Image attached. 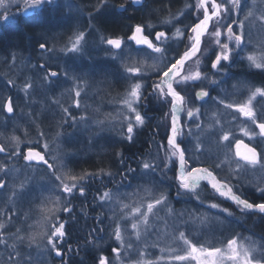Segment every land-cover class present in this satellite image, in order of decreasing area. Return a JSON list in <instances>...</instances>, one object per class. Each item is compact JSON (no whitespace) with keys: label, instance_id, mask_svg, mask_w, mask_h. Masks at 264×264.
Listing matches in <instances>:
<instances>
[{"label":"snow or ice","instance_id":"snow-or-ice-1","mask_svg":"<svg viewBox=\"0 0 264 264\" xmlns=\"http://www.w3.org/2000/svg\"><path fill=\"white\" fill-rule=\"evenodd\" d=\"M54 2L55 0H8L6 3L5 0H0V9H2L0 20L5 23L9 21V16L6 14L9 4H14L24 17H28L30 13L34 16L40 15L42 10H46V7ZM144 2L145 0H131V3L136 5ZM261 3L264 4V0H261ZM105 4L106 0H100L97 11ZM255 5L256 0H253L252 7L244 13L243 0H196L195 5H186L196 13L195 22L186 31L176 28L170 36L167 31H148L152 27L151 24L147 26L136 24L130 29L126 40L120 36L104 37L103 35L100 36V40L108 46L106 51L113 59L121 58L127 82L124 94L118 101V109L114 115L109 113L105 120L118 123L122 129L123 138L132 143L136 130L145 126L146 116L141 112L142 102L149 96L153 97L162 106L168 107V112L165 113V119L168 120L166 144H160L157 147L158 153L161 150L164 152V158L160 161L163 168L166 170L169 167H177L178 195L181 192L191 194L199 200L197 189L201 181H205L215 193L231 200L241 211L264 214V202L252 203L247 199H242L234 192L227 176L221 177L220 173L202 163L196 165L192 163L193 159L199 161L200 155L197 154H203L205 150L201 136L216 132L214 140L216 169L223 170L227 166L232 179H239L240 174L245 170H264V151L258 150L255 145L245 144L243 140L235 138L231 129L225 128L227 117L233 112L238 113L248 125L241 127L240 133L249 140L264 141V119L260 118L253 103L257 97L264 98V88L257 87L250 90L247 99L234 103L212 97L208 90L200 87V84L208 79L207 74L201 69L203 58H209L213 74L223 71L225 65L232 63L233 53L239 54L251 43V33L245 32V21L251 23L255 16L256 20L264 26V12L256 15ZM120 8L127 10L125 4H121ZM242 13H244L243 20L234 18ZM183 14V12L179 13V15ZM89 17L91 26V13ZM172 19H178V17ZM172 19L165 20L164 23L170 24ZM185 37L188 40V44L184 46L185 50L182 53H174L170 41L182 42ZM126 41L133 42L136 47L131 48ZM86 43L87 33L77 30L69 37L68 43L60 51L65 54L80 53L84 50ZM39 48L49 52L53 51L46 43H40ZM125 48H129L127 55H125ZM246 59L250 67L264 70V42H261L259 48H251ZM13 63H15V57H13ZM39 67L45 68L46 66L41 64ZM58 75V72L48 70L44 79L51 83V78ZM148 80L153 81L150 85L151 91L146 87ZM8 83L14 86L11 79ZM211 83L218 82L212 80ZM197 87L199 90L195 91L194 95H190L189 89ZM32 88V83L26 82L22 91L28 96ZM82 91L79 85L72 89L74 98L70 107L74 106L77 109L81 107ZM209 99L215 101L218 106L222 105L224 111H220L219 108L213 111L209 118L211 123L205 128L201 120V108L203 103H207ZM194 100L203 101L201 107H194ZM53 103L59 102L54 100ZM15 107L10 96L3 101L2 110L9 115L14 113ZM61 107L66 116L75 122L76 118L72 116L69 107ZM236 118L232 117V119ZM80 119L85 120L86 117L81 116ZM105 120L97 123L104 124ZM67 122L68 119L63 120V123ZM185 137L195 139L191 151L183 146ZM11 140L16 144L11 155L22 156L29 166L34 164L45 166L50 179L53 180V188L49 191L59 193V195L50 194L46 198V203L42 201L43 217L39 222L41 230L29 237V244L35 243L36 236L39 235L46 240V244L56 256H63L59 245L63 244L67 235L65 231L67 220L63 219L61 213H72L71 198L77 193L81 197L85 196L86 184L90 179L102 175L112 176V173L105 172L103 169L97 173L85 171L80 174L73 173L70 169L66 170L60 155H53L54 151L58 152L59 145L55 140L48 142L42 131L39 132V140L36 141L42 150L28 148L25 153L19 148V137L13 136ZM52 144H56V149H53ZM7 151L4 145H0V153ZM121 163L123 164V160ZM160 164L144 160L141 164L143 175L149 176L160 167ZM0 171L7 172V169L0 166ZM129 171L135 172V169L129 168ZM5 186V182L0 180V188H5ZM257 190L264 193V187H258ZM97 199L101 207L111 208V215L108 216V219L113 222L110 239L115 241L117 246L110 249L113 254L111 257L101 254L96 264H114V262L115 264H160V261L165 259L164 256L157 260L146 258L147 247L159 245V239L149 245L146 238L154 231L158 236L161 234L157 220L162 221L163 236L167 238L169 235L167 219L160 218L158 215L161 209H166L168 216L176 215L175 210L169 206L166 192L157 193L154 187L144 184L138 186L134 192L126 194H122L119 188L115 192L107 189ZM209 207L219 209L228 216L232 215L228 209L221 208L217 203H210ZM197 220L204 224L207 223L208 218L201 216L197 217ZM98 224L103 225V219L98 220ZM4 230L5 224L0 223V244L14 249L15 243L10 245L4 238ZM19 231L20 229H17V233ZM94 231H103V228L99 227ZM171 236V243L159 248L161 253H167L165 264H264V244H257L246 237H232L222 246H206L193 243L185 231L174 229ZM17 239L23 241L24 237L17 236ZM142 241L145 247L138 250V258L131 259L132 252ZM9 261L18 264L19 253L9 252L6 264Z\"/></svg>","mask_w":264,"mask_h":264},{"label":"rangeland","instance_id":"rangeland-1","mask_svg":"<svg viewBox=\"0 0 264 264\" xmlns=\"http://www.w3.org/2000/svg\"><path fill=\"white\" fill-rule=\"evenodd\" d=\"M252 2L253 0H243V4L245 5L244 13L248 11L249 7H252ZM55 4L56 0L50 6L53 7ZM115 8L116 7H113L112 10L116 12ZM106 10L104 9V11L98 15H96V13H100V10H96V13L89 12V14L91 13L92 15L90 26L89 14L86 15L85 12L80 11L71 0H59L52 9L43 12V18L40 20L39 18H36L37 20L34 19V21L24 24L19 30L17 27H10L7 32L13 37H9L6 32L0 34V79L4 80L2 89L4 90L6 83L10 79L14 82L13 87L15 88L21 87L22 84L29 81H32L33 85V88L29 90L30 94L28 96L25 95V100L27 101V104L25 105V110L27 111V115L24 116L25 121L15 129V132H19L17 133V137L20 138V150H26L34 146L42 150L40 144L36 143V141L39 140V132L42 131L45 134L46 139H48L47 132L53 131V128L58 126L60 120V130H58L59 136H57V133L54 131V138H51L52 141L55 140L56 144L59 145L58 152L54 151L53 155L59 154L63 164L66 166V170L70 169L76 174H80V171L83 173L85 171L92 172L97 168L100 169L105 162L108 165H115V155L116 157H119L120 155V152H116L115 154V148H119L123 146L125 142H128L123 138L122 129L118 123L105 120V117L109 113H112L113 115L115 114V111L119 107L118 101L125 91V89H123L120 91L122 93L118 92L119 85L117 82V69L115 65L110 64L111 61H117L119 58L113 59L111 54L106 51L107 45L101 43L100 40L101 35L108 37V34L104 32L103 27L106 26V20L109 18V15L111 14L110 11L112 10L111 8H108L107 11ZM261 12H264V4L261 3V0H256L255 13L256 15H259ZM141 13L146 16L145 3L142 7ZM244 13L240 15L239 20L244 19ZM180 16L181 15H177L176 17L179 18ZM164 21V19L155 21L151 24L152 27L149 28L148 31L153 32L154 27L163 26L166 24ZM170 24L166 25L170 26ZM245 24V32L251 33V43L248 47L244 48L243 51L239 52V54L241 53L242 58L248 63L246 56L249 54V50L253 47L259 48L261 42H264V26L256 20L255 16L252 18L251 23L245 21ZM37 25L41 26L42 29L38 30L37 27L39 26ZM145 26H147V22L145 23ZM77 30H82L87 33V43L84 46V50L75 54H65L60 51V49L68 43L69 37ZM27 32L33 36L36 34L37 37L39 36L40 38H45L48 35L51 40L45 38L44 42L49 48H52L53 51L49 52L37 47L38 52L36 55L38 59H36L29 52L31 49V46L29 45L25 48H20L17 52L13 50V45L9 46L11 42L8 40V37L12 39L14 38V45L17 46L21 43V41L16 39L18 37L17 33L23 35L24 33L27 34ZM172 42L175 44L180 43L181 41L172 40ZM187 42L188 40L185 37L181 44L185 46V43ZM26 51H28V55H25ZM6 54L11 56L7 65L5 62ZM239 54L233 53V61H236L235 57ZM13 57H15V63H13ZM18 57L21 58V61H18ZM33 60L35 61V65L39 63L52 67V71L59 73L58 80L56 81V79L51 78V83L53 85H49L48 81V83H45L41 78H38L39 75L36 71L29 74V71L31 70L28 71L29 65L27 61L32 64ZM65 73H67V75H65ZM218 76L214 78V80L216 79L217 81ZM30 77L32 80H29L31 79ZM42 77L44 78V75H42ZM225 78L228 79V76H225ZM231 80L232 81L228 82L227 80L222 79L223 83L220 86V81L213 84L216 88L215 92H217L215 96L216 98H222L227 102L239 103L247 99L250 90L257 88V86L249 83L242 77ZM76 85H79L83 89L81 93L82 96L80 97L82 99V101H80V112L81 116L86 117L85 120L77 119V109L74 106L70 107L72 104L71 97L74 94L72 89ZM0 92V114H4L2 105L5 99H2L4 98L3 91L0 90ZM52 94H55V96L53 97ZM54 100L59 103H53ZM253 103L260 118L264 119V98L257 97ZM61 106L69 107L72 116L76 118L75 122L66 116L62 111ZM203 108L201 116H208L209 118L211 113L218 108L220 111H224L222 105L218 106L215 101L210 99L203 105ZM233 116L237 118L232 119ZM209 118L203 123L205 128L211 123ZM64 119H68V122L63 123ZM100 120H105V123H97ZM244 126H248L247 122H245L242 117H239L238 113L233 112L227 117L225 128L231 129L235 138L243 140L245 144L251 146L257 145L261 151H264V141L257 142L249 140L248 137L243 136L240 133V128ZM28 131L36 133H33L30 136ZM193 131H196L194 125ZM216 134V132H211L207 135L201 136L205 150L203 151V154H197L200 155V159L199 161L193 159V163L200 164L202 163L201 159L205 157H209L210 160L213 158L215 162L216 147L214 140ZM47 141L50 143L52 142L51 140ZM184 141L188 144L189 150L191 151L195 144V139L193 137H185ZM6 144H10V148H16V144L11 138H7ZM56 144H52L53 149H56ZM209 148L211 149L210 151L208 150ZM234 150L233 145V151ZM15 157L18 158V156ZM2 159H0V166L7 169V172L0 171V174H3V177L9 179L8 183H6V188L4 189L3 194L0 195V199L4 201L2 210L0 209V223L5 224V230L3 233L4 238L8 240L10 245L13 243H16L17 245L15 244L16 247L13 249L0 244V264H6L9 252L19 253L18 264H58L59 259L54 257V252L51 251L50 246L46 244L44 238L37 235L35 243H32L31 245L29 244V237L41 230L39 228V222L43 217V213L41 212L43 206L42 201L46 203V198L50 194L59 195L58 192L53 193L49 191L53 188V180L50 179L46 168L41 166L38 167L36 165L29 166L26 163L20 164L19 168L15 165H7V167L4 164V159ZM214 162L211 164L213 167H215ZM214 169L216 170V168ZM217 171L230 177L233 181L232 184L233 186H236L235 188H237V191H242L243 194H246V191H252L255 197H257V195H264V193L257 190L258 187H264V170H245L240 174L239 179H232L227 166H225L223 170L217 169ZM21 185H23L22 188ZM140 185L142 184L137 185L133 183L128 185V189H119V191L122 194L131 193ZM148 185L150 186L151 184ZM246 187L247 189H245ZM209 188L211 189V187ZM115 191L116 190H114V192ZM102 192L103 191H101V193ZM13 193H15V195H13ZM74 197L73 201L75 202L71 203V205L73 209L75 207L74 205H77L78 208L74 209L70 214L61 213L63 219L67 220L69 217L68 221L71 223L72 220V224H74L75 221L77 222L80 217H84L82 210L80 211V209L87 206L85 196L81 197L77 193ZM96 205L100 208V214L105 216L108 220L107 225L109 223V233H111L113 222L108 219V216L111 215V208L109 206L101 207L98 199H96L93 204V206ZM8 211L16 212L17 217L15 218L12 215L11 219L1 218L4 213ZM158 215L160 218L167 219L169 235L167 238L163 236L162 221L157 220L156 223L160 228L161 234L158 236L154 231L151 235L147 236L146 239L147 244L149 245L159 239V245L156 247H147L146 251L148 255L146 258L157 260L161 256H164L165 259L161 260L160 264H165L167 253H161L159 248L166 247L171 243V233L174 229L185 231L186 234H190L193 237L196 233L199 235L202 234V227L208 231L210 226H215L218 223V221H214L210 218L209 215H204L208 218L207 223H199L197 217L201 216H189V219L185 223L188 225H182L176 215L168 216L166 209H161ZM195 228L196 233L194 231ZM17 229H20L19 233H17ZM213 230L214 229H212L211 234L214 233ZM211 234H206L205 238L208 239ZM17 236H23L24 240H18ZM189 239L192 240L193 243L200 244L197 236L194 237V239L189 237ZM248 239L251 240L249 237ZM65 241L66 238H64V242ZM111 241L113 242V246H117L115 241ZM202 241L205 242L206 239ZM64 242L59 245V247H64ZM109 242V239L104 241L103 247ZM206 243L208 242L206 241ZM201 244L205 245L204 243ZM144 247L145 244L144 241H142L136 246V250L132 252L131 259L138 258V250L143 249ZM112 255L113 254L110 251L109 257ZM8 264H14V262L9 261Z\"/></svg>","mask_w":264,"mask_h":264},{"label":"trees","instance_id":"trees-1","mask_svg":"<svg viewBox=\"0 0 264 264\" xmlns=\"http://www.w3.org/2000/svg\"><path fill=\"white\" fill-rule=\"evenodd\" d=\"M58 1L56 0V4ZM5 2L8 3V0H5ZM71 2L74 3L80 11L85 12L87 15L89 12H97L96 10L100 0H71ZM195 3L196 0H146L145 20L147 25L153 24L155 21L172 19L179 15L180 12H183L184 14L177 20L172 19L170 26L164 24L161 27H154L153 32L157 30L167 31L171 36L176 28L186 31L196 19V13L192 8L186 7V5H195ZM120 4L129 3L128 0H106V4L100 8L101 12H97L96 15L101 14L104 9L108 10V8H111L112 10L113 7H117ZM53 7L49 5L46 7V10L52 9ZM0 11H2V9H0ZM44 11L45 10H42L41 14L38 16H34L30 13L28 17H24L14 4H9L6 13L9 16V22L5 23L0 20V34L6 32L7 35H9L7 30L12 26L17 27L19 30L24 24L34 21V19L37 20L36 18H39L40 20L43 18ZM110 13L109 18L106 20L107 24L103 27L104 32L108 34V37H116L120 35L126 36L132 26L146 23L143 22L144 15H140L137 12L133 13L132 16H129L127 13H117L113 10L110 11ZM239 17L234 18L239 19ZM37 29L41 30L42 28L39 26ZM17 35L18 37L16 39L21 41L17 46L14 45V38H9L13 36L9 35L8 37V40L11 42L9 46L13 45L12 49L14 48L13 50L16 52L20 48L27 47V45L31 47H39L38 45L40 43H45V39L40 38L39 36L37 37L36 34L33 36L29 32H27V34L24 33L23 35L17 33ZM46 37L49 36L47 35ZM170 43L172 44V49L182 48L184 50V45H182L181 42L174 44L170 41ZM187 44L188 42L185 43V45ZM28 54V52H25V55ZM31 55L34 56V54ZM237 56L235 57L236 61H232L230 65H225L223 71L214 74L213 80L220 73L217 78V81H220L219 86L223 83L222 79L230 82L232 81L231 79L242 77L249 83L264 88V71L255 70L250 67L242 58L241 53ZM5 58L7 65L11 56L6 54ZM18 61H21L20 57H18ZM27 63L30 62L27 61ZM209 69L210 66L207 65L204 67L203 72L207 74L210 72ZM225 76H228V79H226ZM3 81L4 80L0 79V90L4 92L5 90L2 89ZM152 82L153 81H151V83ZM151 83L147 81L146 84L149 91H151ZM200 87H204L208 90L212 97H215L217 94V92H215V85L213 86L212 83L206 85L200 84ZM198 89L199 87L196 88V90ZM201 104L202 103H197L194 100L193 106L201 107ZM203 109L204 108L202 107L201 111ZM141 112L146 116L145 126L136 130L132 143L125 142L123 146L115 148V154L116 152H120L119 157H116L115 155V165H108L105 162L100 169L97 168L92 171L93 173H97L103 169L105 172L110 171L112 176L102 175L91 179L90 182L86 184L85 200L87 206L80 209V211L82 210L84 217H80L74 224L66 225V243L64 242L65 246L63 247L65 249V256L58 261V264H96V260L101 254L109 256L110 249L114 247L112 244L113 242L111 241L112 239H110V225L109 223L107 225L108 220L106 217L100 214V208L97 205L93 206V204L101 191H105L106 189H112L114 191L117 190V188L128 189V185L133 183L137 185L151 184L150 186L154 187L157 193L166 192L170 207L175 210L176 216L182 225H188L185 223L189 219V216L209 215L214 221H218L215 226H210L208 231L202 227L201 235L196 233V228L194 229L196 234L193 237L190 234H187L188 237L193 239L197 236L200 244L204 243L206 246H222L228 239L239 234L240 237H249L251 241H254L257 244H264V216L255 214L251 211H241L237 205L230 204L215 194L205 183H201L200 187L197 189L200 196L199 200L191 194H184L181 192L178 195V182L176 180L177 167H169L165 170L163 165L160 164V161L164 158V152L161 150L158 153L157 147L160 144H166L168 120L165 119V113L168 112V107L162 106L158 100L149 96L147 100L142 102ZM208 118V116H201L203 123ZM183 146L189 149L188 144H186L185 141ZM121 160H123V164L121 163ZM144 160H150L154 163L160 164V167H158L155 172H152L149 176L145 177L141 168V164ZM201 162L204 166L211 167L213 171L218 172L217 169L215 170V167L211 165L214 162L213 158L210 160L209 157H205L201 159ZM196 164L199 163H193V165ZM129 168L135 169V172L129 171ZM79 173H81V171ZM220 176L225 177L227 175L220 173ZM228 179H230L231 185L233 186L231 178L228 177ZM235 187L236 186H233V190L235 189V193L241 198L247 199L252 203L264 202V197H262L264 195H257V197H255L252 191H246V194H243L242 191H237V188ZM245 189H247V187ZM74 198H72L71 203L75 202L73 201ZM210 203L219 204L221 208L228 209L232 215L228 216L226 213L220 212L219 209L210 208ZM74 206V209L78 208L77 205ZM181 213H183V215H180ZM100 219H103V225L98 224V220ZM99 227H102L103 231H94V229ZM212 229H214V233L211 234ZM206 234H211L212 236L210 235L207 239L205 238ZM101 237H103V239H101ZM108 239L110 242L103 247V242ZM205 239L208 243L202 241ZM69 248H71V251H69Z\"/></svg>","mask_w":264,"mask_h":264},{"label":"flooded vegetation","instance_id":"flooded-vegetation-1","mask_svg":"<svg viewBox=\"0 0 264 264\" xmlns=\"http://www.w3.org/2000/svg\"><path fill=\"white\" fill-rule=\"evenodd\" d=\"M128 3H129V1H128ZM121 5V4H120ZM120 5L119 6H117L116 8H115V10H116V12L117 13H127V14H129V16L131 15H133V13H139L140 15L142 14L141 13V10H142V7L144 6V4L143 5H141L140 7H138V8H135L131 3H129V4H125V6H126V8H127V10L125 11V10H123V9H119V7H120ZM119 9V10H118ZM134 11H136V12H134ZM146 15V14H145ZM146 17L145 16H143V22H146ZM145 25V24H144ZM133 27V26H132ZM130 34V30H129V32L127 33V35L126 36H123V35H120V37H123L125 40H126V38H127V36ZM45 38H49L50 39V37H45ZM45 38H43V39H45ZM51 40V39H50ZM126 43L128 44V45H130V47L131 48H135L136 46L134 45V43L133 42H130V41H126ZM185 50V49H184ZM182 48H175V49H172V51L174 52V53H182L183 51H184ZM29 51V50H28ZM28 51H26V52H28ZM128 51H129V48H125V55H127L128 54ZM31 54H35V56H33L34 58H36V59H38V57H37V55H36V53L38 52V49H37V47H31V49H30V51H29ZM135 53H133V55H134ZM104 62H106V61H104ZM52 63H55V62H52ZM110 64L111 65H115V67H116V69H117V82H118V85H119V88H118V92H120V91H122L123 89H125L126 87H127V82H126V80H125V73H124V69H123V66H122V60H121V58H119V59H117V61H111L110 62ZM28 65H29V69H28V71L29 70H31V71H29V74H32L33 73V71H36L37 72V74L39 75L38 76V78H41L45 83H48L43 77H42V75H46L47 74V71L48 70H50V71H52V67H49V66H47V65H45L46 67L45 68H40L39 66L41 65V64H37V65H35V61L33 60V63L32 64H30V63H28ZM207 65H209L210 66V69H209V71L210 72H208L207 73V77H208V79H206V80H204L203 82H202V84H209V83H211V81L213 80V70L211 69V64H210V60H209V58L208 57H205V58H203L202 59V62H201V69H202V71H203V69H204V67L205 66H207ZM208 69V68H207ZM22 77V76H21ZM31 78V77H30ZM54 79H56V81L58 80V76L57 77H53ZM29 80H32V78L31 79H29ZM18 81V80H17ZM21 81H23V80H21ZM28 81V80H27ZM150 83H151V81L152 80H148ZM30 83H32V81H29ZM49 85H53L52 83H48ZM23 85L24 84H22V86L21 87H18V88H15V87H13V85H9V83L7 82L6 83V87L4 88V92H3V97L4 98H2V99H7L9 96L13 99V102H14V104L16 105V107H15V111H14V113L13 114H11V115H9L8 113H6V112H4V114H0V145H4L6 148H7V152H5V153H0V159H4V164L7 166H12V165H15V166H17L18 168H19V165L20 164H27V162L22 158V156H18V158H16L15 156L13 157V155H11V152L13 151V149H14V147L13 148H10L11 147V145L10 144H6V141H7V138H11V137H13V136H17V133H19V132H15V129L17 128V126L18 125H21V124H23V122L25 121L24 120V116H26L27 115V111L25 110V105L27 104V101L25 100V93L22 91V88H23ZM195 91H197L196 90V88L195 89H193V88H190L189 89V94L190 95H194V92ZM120 93H122V92H120ZM6 95V96H5ZM52 96L54 97L55 96V94H52ZM82 96V95H81ZM72 99L74 98V94L72 95V97H71ZM53 99H56V98H53ZM80 101H82V99L80 98ZM203 104H205V103H203ZM77 109V108H76ZM77 119H80V117H81V112H80V108H78L77 109ZM59 122H60V120H59ZM59 122H58V126H56L55 128H53V131H50V132H47V140H51L52 141V137L54 138V131L57 133V136H59L58 135V130H60V126H59ZM35 134L36 132H30V131H28V134L31 136L32 134ZM20 134H22V133H20ZM19 134V135H20ZM24 135V134H23ZM28 135V136H29ZM63 135V134H62ZM65 135V134H64ZM251 146V145H250ZM255 146H257V145H255ZM258 147V149L260 150V148H259V146H257ZM31 148V147H30ZM32 148H34V149H36V150H40L38 147H36V146H34V147H32ZM27 150L28 149H26V150H22V152H27ZM2 159V160H3ZM35 165V164H34ZM7 166V167H8ZM36 166H38V167H40L41 165H36ZM41 167H43V168H46L45 166H41ZM8 179L9 178H6V177H3V174H0V180H3L4 182H5V184L6 183H8ZM6 188V187H5ZM5 188H0V195L1 194H3V191H4V189ZM261 198V197H260ZM242 199H244V198H242ZM263 199V198H262ZM1 210H2V207H1ZM16 218V217H15ZM69 218V217H68ZM68 218H67V224L68 223H70V221H68ZM73 223V221L71 220V223L70 224H72ZM66 224V225H67ZM60 249H61V251L63 252V256H56L55 255V253H54V257H56V258H58L59 260H61V259H63L64 258V256H65V253H64V251H65V249L63 248V247H60Z\"/></svg>","mask_w":264,"mask_h":264},{"label":"bare ground","instance_id":"bare-ground-1","mask_svg":"<svg viewBox=\"0 0 264 264\" xmlns=\"http://www.w3.org/2000/svg\"><path fill=\"white\" fill-rule=\"evenodd\" d=\"M199 90V89H198ZM197 90V91H198ZM177 169V168H176ZM201 183H204L203 181ZM3 203L4 201L0 199V209L1 207H3ZM11 210V209H10ZM12 215L13 217H17V213L16 212H12V211H8V212H5L4 215L1 217V218H5V219H8L9 217L12 218ZM16 244V243H15ZM17 245V244H16Z\"/></svg>","mask_w":264,"mask_h":264},{"label":"water","instance_id":"water-1","mask_svg":"<svg viewBox=\"0 0 264 264\" xmlns=\"http://www.w3.org/2000/svg\"><path fill=\"white\" fill-rule=\"evenodd\" d=\"M145 2H146V0H145ZM144 2V3H145ZM129 3H131V0H129ZM144 3H142V4H140V5H136V4H132L135 8H138V7H140L141 5H143ZM119 9H121L120 7H119ZM118 9V10H119ZM199 102V101H198ZM241 151H243V149H241ZM176 175H177V173H176ZM202 182V181H201ZM206 185H207V183L205 182V181H203ZM208 187H210V186H208ZM223 198V197H222ZM224 200H226L227 202H229V203H232V204H234L231 200H227V199H225V198H223ZM254 213H256V214H258V212H254ZM260 214V213H259ZM262 215H264V214H262Z\"/></svg>","mask_w":264,"mask_h":264}]
</instances>
